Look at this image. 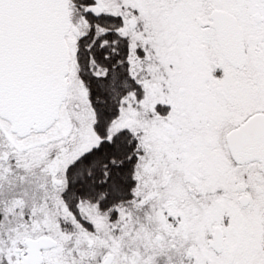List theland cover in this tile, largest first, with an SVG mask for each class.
<instances>
[{
	"label": "snow or ice",
	"instance_id": "1",
	"mask_svg": "<svg viewBox=\"0 0 264 264\" xmlns=\"http://www.w3.org/2000/svg\"><path fill=\"white\" fill-rule=\"evenodd\" d=\"M0 264H264V0H0Z\"/></svg>",
	"mask_w": 264,
	"mask_h": 264
}]
</instances>
